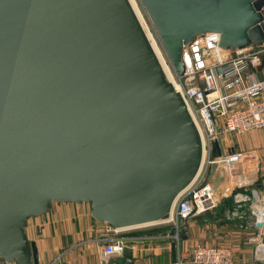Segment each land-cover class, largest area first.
<instances>
[{
    "label": "water",
    "instance_id": "obj_1",
    "mask_svg": "<svg viewBox=\"0 0 264 264\" xmlns=\"http://www.w3.org/2000/svg\"><path fill=\"white\" fill-rule=\"evenodd\" d=\"M139 1L180 74L200 34L230 51L264 44V0ZM202 155L129 0H0V264H39L26 223L55 201L115 227L163 219Z\"/></svg>",
    "mask_w": 264,
    "mask_h": 264
},
{
    "label": "built area",
    "instance_id": "obj_2",
    "mask_svg": "<svg viewBox=\"0 0 264 264\" xmlns=\"http://www.w3.org/2000/svg\"><path fill=\"white\" fill-rule=\"evenodd\" d=\"M142 20L146 26L145 30L141 24L145 33L150 34L158 44V59L167 79L182 95L200 133L202 162L194 179L181 191L170 213L163 219L126 228L103 223L105 257L124 252L125 233L131 230L161 225L170 229L162 234L163 237L179 241L182 235L187 234L191 218L213 212L225 195L233 193L235 186L241 187L254 180H249L253 174L243 172L242 168L236 171L225 165L224 180L228 182L223 181L217 189L212 186L215 164L219 168L231 162V166L233 163L248 166L246 162L256 161L255 158L244 161V154L227 148L224 135L264 129V78H255V70L264 66V44L230 51L219 45V33L200 34L183 46L181 60L184 71L180 74L165 53L149 16L142 14ZM216 140L222 149L220 156H215ZM262 160L264 151L261 153ZM235 197L238 206L227 211L226 216L229 219H243L244 214L240 210L242 202L250 203L254 215L251 226L256 230L248 237V241L254 244L251 264H264V191L255 185L250 196L238 193ZM174 264L235 263L229 249L197 243L188 250L180 249Z\"/></svg>",
    "mask_w": 264,
    "mask_h": 264
},
{
    "label": "crops",
    "instance_id": "obj_3",
    "mask_svg": "<svg viewBox=\"0 0 264 264\" xmlns=\"http://www.w3.org/2000/svg\"><path fill=\"white\" fill-rule=\"evenodd\" d=\"M255 77L264 78V66L255 71ZM224 144L244 154V161H259L258 171L249 180L257 179L256 185L264 191V129L225 134ZM249 184L233 193L250 196L255 185ZM234 203V196L227 195L213 212L191 218L187 234L179 241L163 237L170 229L161 225L128 231L124 252L108 257L103 254V223L92 216L88 203L55 201L48 212L30 217L26 230L30 240L37 244L39 264H174L180 249L188 250L197 243L229 249L235 264H251L254 244L248 237L256 230L249 214L243 219L226 216ZM246 205L249 207L248 201Z\"/></svg>",
    "mask_w": 264,
    "mask_h": 264
},
{
    "label": "rangeland",
    "instance_id": "obj_4",
    "mask_svg": "<svg viewBox=\"0 0 264 264\" xmlns=\"http://www.w3.org/2000/svg\"><path fill=\"white\" fill-rule=\"evenodd\" d=\"M137 1V4H138V6H139V8H140V11L142 12V14H144L145 16H146V11L144 10V8H143V6L141 5V3H140V1L139 0H136ZM256 71V70H255ZM256 78V77H255ZM256 79H258V78H256ZM253 131V130H252ZM247 133V132H246ZM237 135H240V134H237ZM234 162H237V161H234ZM232 163V162H231ZM231 163H226V164H224L222 167H220V168H222L223 170L224 169H226L225 168V165H226V167L227 168H229V169H235L236 171H237V169H241L242 168V170H243V172H245V171H247V174H255V172L256 171H258V165H259V161H252V162H246L247 164H248V166H244L243 164H239V163H233L232 164V166H231ZM230 164V165H229ZM224 178H225V172H224ZM241 178V177H240ZM256 179V178H255ZM257 180V179H256ZM256 180H250V184L249 185H256V182L258 183V181H256ZM224 181V180H223ZM225 182V181H224ZM248 184H246V185H244V186H241V187H239V186H235L234 187V191L236 190V189H239V188H243V187H245V186H247ZM220 186V185H219ZM218 186V187H219ZM252 194V193H251ZM225 196H227V195H225ZM232 196H234V200H236V197H235V194L234 193H232ZM244 203L245 202H242V205H243V207L242 208H240V210L242 211V213L244 214V216L247 214H249L250 216H251V218H252V221H253V217H254V215L252 214V210L250 209V203H249V207L246 205V206H244ZM236 206H238V203H234V206H233V208H232V210L236 207ZM249 209V210H248ZM248 215V216H249Z\"/></svg>",
    "mask_w": 264,
    "mask_h": 264
},
{
    "label": "bare ground",
    "instance_id": "obj_5",
    "mask_svg": "<svg viewBox=\"0 0 264 264\" xmlns=\"http://www.w3.org/2000/svg\"><path fill=\"white\" fill-rule=\"evenodd\" d=\"M129 2L131 4V6L133 7V9H134V11H135L140 23L144 26V28L146 30V26L144 25V22L142 20V13H141L140 8H139V6L137 4V1L136 0H129ZM146 35H147V37H148V39H149V41L151 43V46H152L153 50L155 51L157 56L160 58L159 49L157 47L158 44L157 43L155 44V41H153V38H151L150 34L147 33Z\"/></svg>",
    "mask_w": 264,
    "mask_h": 264
}]
</instances>
